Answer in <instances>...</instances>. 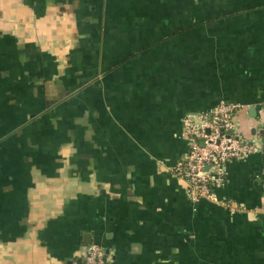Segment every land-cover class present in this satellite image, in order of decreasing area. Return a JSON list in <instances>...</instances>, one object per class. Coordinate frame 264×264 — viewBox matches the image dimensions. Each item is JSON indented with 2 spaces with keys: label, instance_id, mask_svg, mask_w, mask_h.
Returning a JSON list of instances; mask_svg holds the SVG:
<instances>
[{
  "label": "crops",
  "instance_id": "obj_1",
  "mask_svg": "<svg viewBox=\"0 0 264 264\" xmlns=\"http://www.w3.org/2000/svg\"><path fill=\"white\" fill-rule=\"evenodd\" d=\"M235 101L261 151L225 208L174 167ZM264 0H0V264H264Z\"/></svg>",
  "mask_w": 264,
  "mask_h": 264
},
{
  "label": "built area",
  "instance_id": "obj_2",
  "mask_svg": "<svg viewBox=\"0 0 264 264\" xmlns=\"http://www.w3.org/2000/svg\"><path fill=\"white\" fill-rule=\"evenodd\" d=\"M243 108L239 102L223 100L208 111L189 113L183 117L188 150L185 158L177 162L174 171L186 180V193L192 201L204 198L229 210H241L239 204L233 201H221L215 190L224 182L228 162L244 160L261 151V144L246 137L240 129L238 114ZM108 262L105 248L91 243L84 250L81 264Z\"/></svg>",
  "mask_w": 264,
  "mask_h": 264
},
{
  "label": "rangeland",
  "instance_id": "obj_3",
  "mask_svg": "<svg viewBox=\"0 0 264 264\" xmlns=\"http://www.w3.org/2000/svg\"><path fill=\"white\" fill-rule=\"evenodd\" d=\"M241 127V126H240ZM241 129V128H240Z\"/></svg>",
  "mask_w": 264,
  "mask_h": 264
}]
</instances>
